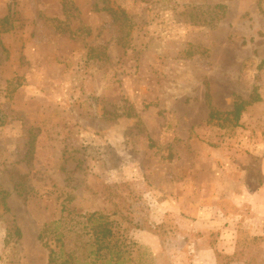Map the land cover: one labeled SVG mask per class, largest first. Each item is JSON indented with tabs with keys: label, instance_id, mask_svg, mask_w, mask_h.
Returning <instances> with one entry per match:
<instances>
[{
	"label": "rangeland",
	"instance_id": "rangeland-1",
	"mask_svg": "<svg viewBox=\"0 0 264 264\" xmlns=\"http://www.w3.org/2000/svg\"><path fill=\"white\" fill-rule=\"evenodd\" d=\"M235 164L264 165V0H0V264H54L60 218L58 264H264Z\"/></svg>",
	"mask_w": 264,
	"mask_h": 264
},
{
	"label": "crops",
	"instance_id": "crops-1",
	"mask_svg": "<svg viewBox=\"0 0 264 264\" xmlns=\"http://www.w3.org/2000/svg\"><path fill=\"white\" fill-rule=\"evenodd\" d=\"M235 166L240 168L239 172L241 175L243 172L245 173V175L243 177V180L239 181L240 184L237 187V190L230 193L233 204H237L239 206H242L243 204L244 206L249 205V208H252V210L256 213L255 216H264V165H258V168H256L257 166L252 165H245L242 167L239 164H235ZM255 169L260 172V176L255 181L249 180L247 178L248 173H252L253 171H255ZM217 201H213L211 202V204L210 201L201 202V204L198 205L197 209V213H199V216H197V220L194 222V224L202 222L201 220L205 222L204 224H207L209 221H212V218L216 217L217 209H215L211 205H214L215 203H217ZM207 203L210 205H208ZM217 207L219 206L217 205ZM219 215L223 218H227L228 220L230 219V225L233 224V219H235L233 217L234 214H229L227 212L223 213L220 209ZM258 220H261V218L258 217ZM233 232V227L229 226V228L223 230L219 238L227 237L229 241V238L234 236ZM193 236L195 235L193 234ZM221 243H224V241H222ZM231 244L232 243L230 241L227 246H223L226 248L225 250L227 252L234 251L236 245ZM195 245L196 244H192L190 246L192 255H194V264H218L216 249L213 245Z\"/></svg>",
	"mask_w": 264,
	"mask_h": 264
},
{
	"label": "trees",
	"instance_id": "trees-1",
	"mask_svg": "<svg viewBox=\"0 0 264 264\" xmlns=\"http://www.w3.org/2000/svg\"><path fill=\"white\" fill-rule=\"evenodd\" d=\"M207 98L209 102V95H207ZM258 100H260V96L255 93L254 95L251 96L250 100L248 101L238 99L234 103L233 110L230 112V114H232L235 119H239L242 112L246 109V107ZM215 118H217V113L212 108L210 112V120H213ZM93 217H95V212L89 215L90 219ZM63 221L64 220L60 218L58 220L45 223L40 233V236H39V238L44 242V244L51 250L50 262H54V264H58V262H56V259L58 258L57 254H59V250L57 251V249L56 250L52 249L51 244L49 243V239L53 233H56L59 239L63 237V235L65 234L63 231V227H62V226H65V225H62ZM99 232L102 234L103 236L102 238H105V239L112 236V229L108 225H105V224L100 225ZM62 242H63L62 244H64V241ZM64 264H69V262L66 261L64 262Z\"/></svg>",
	"mask_w": 264,
	"mask_h": 264
}]
</instances>
